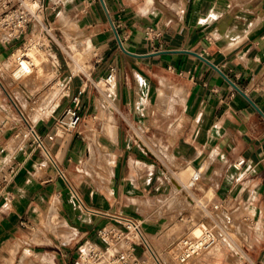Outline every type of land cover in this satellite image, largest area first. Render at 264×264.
Listing matches in <instances>:
<instances>
[{
    "label": "crops",
    "instance_id": "obj_1",
    "mask_svg": "<svg viewBox=\"0 0 264 264\" xmlns=\"http://www.w3.org/2000/svg\"><path fill=\"white\" fill-rule=\"evenodd\" d=\"M42 2L53 28L48 58L59 90L36 120L23 114L12 93L42 144L23 137L25 130L8 127L0 134V264L22 253L43 257V264H67L81 246L103 244L96 232L114 225L111 216L118 213L140 219L148 241L145 221L151 218L145 220L143 200L162 191L178 199L176 218L183 225L168 249L193 225L216 222L233 248L220 245L199 259L264 264V0ZM26 40V34L8 41L0 33V64ZM77 50L87 63L82 72L75 60L77 70L70 66ZM110 67L115 72L107 83ZM100 82L109 89L111 134L102 131L107 107L91 90ZM80 88V122L48 139ZM98 142L112 155L109 166L101 163ZM90 145L96 148L92 162ZM154 146L170 161L165 167L157 166ZM189 168L187 181L181 174L183 183L175 186L174 175ZM194 171L200 179L188 188ZM101 172H108L107 183L92 179ZM44 231L51 242H31ZM229 234H241L239 246Z\"/></svg>",
    "mask_w": 264,
    "mask_h": 264
},
{
    "label": "built area",
    "instance_id": "obj_2",
    "mask_svg": "<svg viewBox=\"0 0 264 264\" xmlns=\"http://www.w3.org/2000/svg\"><path fill=\"white\" fill-rule=\"evenodd\" d=\"M46 6L42 0H0V33L6 37V40L19 38L24 34H34L39 36L36 45L41 47L48 57H51L50 42L52 38L53 28L51 23L45 18ZM25 46L17 49V51L25 50ZM20 52L17 56V69H22L21 75L30 74L23 64L27 62L29 66H33L30 56ZM14 55V54H12ZM59 63L57 60L53 62L56 68ZM87 67V63L79 65L78 71L82 72ZM14 70V71H15ZM114 68L110 67L105 82L109 83L114 77ZM74 72H70L66 79V83L72 81ZM68 86L64 85V90ZM84 89L80 88L70 97V103L64 108L47 134V138L52 140L56 136L71 133L80 122L81 115L78 111L80 97ZM33 131L28 134L33 137L37 143L42 144L41 137L37 134L34 127ZM24 133L22 136H29ZM244 162L243 159L238 160L234 165L240 166ZM200 179V172L194 171L188 181V188H193ZM213 209H218V204H214ZM114 225H104L97 230V237L103 244L89 243L78 249L76 256L67 264H144L142 255L145 253V244L138 237V234H144L142 229V221L138 218L125 215L122 213L111 216ZM226 234L220 230L214 222L207 224L200 222L193 225L190 230L184 234L176 245L178 253V261L180 263L187 262L193 256L211 252L218 249L221 242L226 243L227 247L233 248Z\"/></svg>",
    "mask_w": 264,
    "mask_h": 264
},
{
    "label": "rangeland",
    "instance_id": "obj_3",
    "mask_svg": "<svg viewBox=\"0 0 264 264\" xmlns=\"http://www.w3.org/2000/svg\"><path fill=\"white\" fill-rule=\"evenodd\" d=\"M26 37L28 39L26 40V44L24 45L26 49L21 51L28 52L32 50V52H34V54L42 61L41 64L38 65L37 68H35L38 72L34 69L29 75L21 76L20 80L19 78H17L18 79V80L16 79L17 81L16 80L13 81V72L15 68H17L16 58L17 56L20 55L21 52V51H17L14 53V55L10 57V59L0 64V81L2 82L4 88L10 94L12 99L14 98L12 93H14V95L21 104L20 107H22L21 109L23 114L32 120H36L38 117H41L45 114V112H43L45 110L44 109L45 105H47V103L51 98L57 96L59 89L57 83L53 79L54 74L50 68L51 62L47 56V53L41 47L36 45V40L39 38V36L34 34L32 35L26 34ZM72 56L74 59L70 61V66L74 70H77L75 61L77 60L78 63L82 64L81 63L82 51L77 50L76 53L75 52L72 53ZM36 73L38 76L36 75ZM39 73L41 74L40 76ZM19 81H22V83L28 82L31 85L34 83L33 88L36 91L35 90L32 91L33 98L31 97L28 103L23 104L22 99L16 95V91L17 90L19 91L18 88L19 87L18 84L20 83ZM96 86L97 87L93 86L91 89L93 95L96 98L95 102H98V104H103L102 103L103 97H106L108 99V91H109V89L107 88L108 85L104 84L103 82H100L97 83ZM13 100H15L17 103V100L15 98ZM98 120L99 119L97 117L95 126H93L90 134V143H92L94 146L96 145L97 138L99 136ZM16 121L20 122L19 128H15L14 122ZM25 123L26 125L29 124L27 122H24L23 119L20 118V113L17 110V108L14 106L8 95L2 89H0V134L3 130H5L8 127L12 128L13 130L15 129L16 132H21V133L24 132L25 130L26 133L28 134L29 130L28 127L25 126ZM93 145H90V151H89L90 162L95 160L96 148ZM157 145L158 147L160 146L159 144ZM154 148H156L155 152L158 154V158H159L157 162V166L161 165L162 163L164 165L163 167H165V165L169 164L170 161L166 158L164 152H161V148L157 149V146H154ZM97 150L102 151L103 154L101 163L103 165L109 166L112 162H109V160L107 162L106 155L108 153L104 151L105 149L103 145L101 146L100 142H98ZM159 155H161L162 158L159 157ZM192 171L193 170L191 168L185 171H182L181 169L179 172H177L174 175V177H181L182 175L183 176L185 175L186 177H182V178L186 179L187 177H189ZM92 179H94L97 182L103 180L105 181V183H107L109 180V175L108 172L106 174L101 172L99 175L95 174L92 177ZM105 189L108 190V187H105ZM151 198L152 199L149 200L148 203H146L147 200L142 199L144 205V209L142 210H143V215L146 217L145 220H147L148 217L151 218L150 221L148 220L145 221L146 222L145 227L148 228V232H146L145 235L148 238V241L152 243V245H154V248H156L158 252V254L156 253V255L158 256V259L160 260L161 264H207L206 260L202 258L199 259V256H193L187 262H183V263H180L178 261V253H177L176 245L179 240L175 242L174 246H169V247H174L172 249L171 248L168 249V245L169 243H171L170 241L172 239H176L179 236L183 228L182 223L176 218L177 212H175L179 210V206H178L179 201L177 198H174V196L169 195V193H167L166 191L155 193L154 195L151 196ZM147 205L149 206L150 214H147L148 213L146 210ZM153 218L155 221H153ZM43 225L44 224L41 221L40 223H38L37 226L40 229L42 228L44 229ZM47 231L49 232V230ZM47 231H44L45 236L43 235L41 236V238L32 240L31 242L33 243L51 242L49 236L48 235L46 236V234L48 233ZM62 236L64 235L62 234ZM229 236H231L230 238L234 240L236 246L240 245L241 234H229ZM229 240H230L229 242L232 243L231 239ZM221 243L224 247H227L226 243L223 242ZM39 247L42 246L40 245ZM142 258L144 260V264H153L152 259L147 253H144L142 255ZM43 262L45 261L41 256H35L34 254L25 255L24 253H22L20 257H18L17 261H15L12 264H43Z\"/></svg>",
    "mask_w": 264,
    "mask_h": 264
},
{
    "label": "bare ground",
    "instance_id": "obj_4",
    "mask_svg": "<svg viewBox=\"0 0 264 264\" xmlns=\"http://www.w3.org/2000/svg\"><path fill=\"white\" fill-rule=\"evenodd\" d=\"M24 55H27V56H30L31 57V59H32V62H33V66H29V64H27V62H25V61H23V64L26 66V67H28V70L29 71H33L35 68H37L38 67V65H40L41 64V60L34 54V52H32V50H30V51H28V52H25L24 53ZM73 60V59H72ZM76 62H77V60H76ZM75 62V63H76ZM78 63V62H77ZM41 67V66H40ZM39 67V68H40ZM16 69V68H15ZM41 69V68H40ZM39 69V70H40ZM52 69V68H51ZM54 69V68H53ZM22 69H17V70H15L14 72H13V81H15L17 78H19V80H20V77L21 76H25V75H29V74H23V75H21L22 73H20V71H21ZM36 70V69H35ZM37 71V70H36ZM35 71V72H36ZM38 72V71H37ZM40 73H41V71H40ZM39 73V76L41 75ZM36 75H37V73H36ZM35 75V76H36ZM38 76V75H37ZM18 80V79H17ZM16 80V81H17ZM27 80V79H26ZM25 81V80H24ZM20 83L18 84V88H19V91L17 90L16 91V95L19 97V98H21L22 99V103L23 104H25V103H28L29 101H30V99H31V97H32V91H34L35 89L33 88V86H34V83L31 85L30 83H28V82H24V83H22V81H19ZM18 83V82H17ZM17 85V84H16ZM108 88V87H107ZM0 89H2L5 93H6V91L4 90V86H3V84H2V82H0ZM36 91V90H35ZM33 98V97H32ZM103 105L105 104L106 105V107H107V110L106 111H102L101 112V118H102V131H104L105 133H107V134H111L112 133V129H113V127H112V123H111V116L109 115V109L110 108H112L111 106H110V102H109V100L106 98V97H103ZM20 118H23V119H25V117L23 116V114L21 113L20 114ZM27 127H28V130L30 131V132H32L33 131V128H32V126L30 125V124H28L27 125ZM104 147V149H105V147L106 146H103ZM105 151H107L106 149H105ZM107 153H109V154H107L106 155V159H107V162H108V160H109V162H112V159H111V157H112V155H111V153L110 152H108L107 151ZM187 179H188V177L186 178V181H187ZM174 185L175 186H177L178 184H180V183H183V181L181 180V178H177V179H174ZM75 198V197H74ZM50 212L51 213H55V202H53L52 204H51V206H50ZM50 215H53V214H50ZM47 222V221H46ZM138 237H139V239L141 240V241H143L144 242V244H145V253H147L149 256H150V258L152 259V262H153V264H161V262H160V260L158 259V256L156 255V253H155V251L152 249V247L150 246V244H149V242L147 241V239L144 237V234H138Z\"/></svg>",
    "mask_w": 264,
    "mask_h": 264
},
{
    "label": "water",
    "instance_id": "obj_5",
    "mask_svg": "<svg viewBox=\"0 0 264 264\" xmlns=\"http://www.w3.org/2000/svg\"><path fill=\"white\" fill-rule=\"evenodd\" d=\"M4 90L6 91V89L4 88ZM6 94L8 95V97L10 98V100L12 101V103L14 104V106L17 108V110L19 111V113L21 114L20 110L18 109L16 103L14 102V100L12 99V97L10 96V94L6 91Z\"/></svg>",
    "mask_w": 264,
    "mask_h": 264
}]
</instances>
